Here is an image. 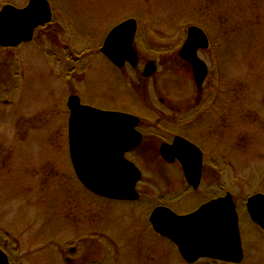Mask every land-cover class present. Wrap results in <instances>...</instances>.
<instances>
[{"label": "rangeland", "instance_id": "1", "mask_svg": "<svg viewBox=\"0 0 264 264\" xmlns=\"http://www.w3.org/2000/svg\"><path fill=\"white\" fill-rule=\"evenodd\" d=\"M27 2L0 0V8L4 4L22 8ZM48 2L52 20L36 28L31 41L0 47V243L12 264H191L147 227L157 196L148 194L159 192V178L170 184L166 198L176 196L181 201L186 197L184 210L194 207L193 201L207 191L229 189L246 245L247 256L240 264H264V233L243 209L246 196L264 192V0H211L214 4L204 18L199 16L198 0ZM129 17L137 20L139 57L145 61L168 58L167 63L176 66L183 64L177 51L185 40V29L201 20L205 25L200 27L210 38L203 58L210 67L209 77L227 83L229 99L223 98L222 111L229 119H223L220 111L203 123L181 127L208 153L204 184L189 195L192 201L179 185L181 175L148 148L133 156L143 165L141 185L148 188L147 193L141 187L139 201L98 199L72 175L67 97L76 94L94 107H140L136 87L117 83L115 70L95 53L106 33ZM85 54L89 67L82 76ZM158 71L157 84L152 85L149 78L154 91H148V96L156 89L164 94L165 83L180 87L179 96L190 94L189 80H179L160 67ZM130 73L136 86L145 83L141 69ZM208 182L214 187L208 188ZM194 264L215 262L200 259Z\"/></svg>", "mask_w": 264, "mask_h": 264}, {"label": "water", "instance_id": "2", "mask_svg": "<svg viewBox=\"0 0 264 264\" xmlns=\"http://www.w3.org/2000/svg\"><path fill=\"white\" fill-rule=\"evenodd\" d=\"M48 0H28L22 8L4 4L0 8V47H15L30 41L37 27L52 20ZM137 20L126 18L115 24L105 35L100 51L114 65L128 61L137 63L133 40ZM186 37L178 50L180 58L192 67L198 88L207 75V65L198 56V50L208 46L205 30L197 25L187 26ZM156 71L154 61L146 62L142 75ZM68 147L74 172L89 190L109 198L135 199L134 188L141 176L140 170L124 158V152L138 145L140 133L134 128L137 117L120 111L103 110L82 104L77 95H69ZM160 153L165 160L177 158L187 183L196 188L201 175V152L197 146L182 137L171 144H161ZM231 194L211 199L193 212L176 214L166 207H155L149 216L153 230L168 238L181 258L194 263L202 258L238 263L242 260V247L238 214ZM246 203L250 218L264 229V193L248 197ZM0 264H11L0 247Z\"/></svg>", "mask_w": 264, "mask_h": 264}, {"label": "flooded vegetation", "instance_id": "3", "mask_svg": "<svg viewBox=\"0 0 264 264\" xmlns=\"http://www.w3.org/2000/svg\"><path fill=\"white\" fill-rule=\"evenodd\" d=\"M136 36L134 37L133 40V47L135 49V45H136ZM210 38L208 37V41L209 44L206 48L204 49H199L198 50V55L199 57L204 60V56L207 53V49L210 46ZM104 41V39H103ZM102 41V44H103ZM102 44L99 46V48L95 51L96 54L103 56V58L106 60V62L108 63V65L115 70V72L117 73V83H123L126 85H131L132 87H136L137 90V95H139V100H138V106H140L138 109H131V110H118L112 107L109 108H102V107H98L100 109H104V110H112V111H120V112H125L128 114H132L133 116L137 117V125L135 126V129L140 133L139 136H141V140L138 143V145L133 146L131 149L127 150L124 152V157L127 161L134 163L140 170H141V178H139V180L137 181L136 185L134 188H136V191L138 193L137 198L135 199H115V198H109V197H105L102 195H99L91 190H89V188H87L80 180H78L71 160H70V154H69V147H68V117H69V111H68V115H67V150H68V155H69V163L72 169V175L76 178V180H78L79 185L89 191V193L91 195H94L95 197L101 198V200H110L113 202H117V203H125V204H129V203H133L136 201H139L140 199H142L141 197L143 196L142 191L143 189L148 193V188L143 184L141 185L143 182L142 180L144 179L143 177V173H142V169H143V165H141L140 163L138 164V162L134 159L133 156H135V154L137 152H141V149L144 150V148H148V149H152V151L156 154L155 156H157V159L162 162L163 164H165V166L171 170H174L176 173L181 175V181L179 183V185L182 188V192L184 194H186L185 196L189 197L190 194L198 191L201 187L202 184H204V166L206 165V163H208V153H206V150L204 148V146L199 143L200 141L198 139H192L190 138L186 133L185 130H181V127H185V126H191L192 123L194 122L196 124L198 123H203L206 119V117L209 118V116H214L216 114H219L220 111L223 113V119H225L226 117H229L227 115L226 112L222 111L225 109L226 107V103L223 101L224 99H229V97H226V94L228 93V89L226 84L227 83H223V82H219L216 76L214 77H209L210 76V67L209 65L206 63L207 65V75L204 78L201 87L198 88V86L196 85V82H194V78H193V74H192V67L191 65L185 61L184 59L180 58L183 61V64L181 65H171L168 64L167 61H170L167 59H163L162 60H154V59H149V60H142L137 52V63L135 66H132L128 61H125L123 63L122 66H117L114 65V63H112L105 55H103V53L100 51V47L102 46ZM88 54L82 55L81 57L83 58L84 63L81 65L80 67V71H81V75L82 76H86V70L89 67V61H88ZM80 57V58H81ZM150 60H154L156 63V71L155 73H152L151 75L144 77L142 75L143 72V68L146 64V62L150 61ZM158 67L164 69L165 71H169L171 72L176 78H178L179 80H189L191 82V91L189 95H187L186 97H182L179 96L181 89L180 87H174L173 85H171L170 83H165L166 85H164L165 87H163L164 89V94H159L160 89H156V92H154L153 96H148V91L152 94V90L154 91V89H151L149 86V78H151L152 81V85L157 84L156 79L159 77V71H158ZM141 69V73H140V77L141 80H145V83H140L139 85H135L136 83H134V80L132 78V75L130 73L131 72H135V70ZM120 71H122L123 73H120ZM188 81V82H189ZM149 86V87H148ZM108 89V88H107ZM166 93H169L170 95L173 96L177 95L178 100H175V96L174 97H168L165 95ZM159 94V95H158ZM83 103V102H82ZM96 107V106H95ZM68 110V109H67ZM221 119V120H223ZM229 128V126H227ZM206 134V133H204ZM175 137H182L184 139H186L187 141L191 142L192 144H194L195 146L198 147V149L200 150V154H201V175H200V181L199 184H197L198 186L196 188H193L192 186H190L185 177H184V172L182 169V166L180 165L181 163L179 162V160L177 158L173 159L172 161H167L165 160L160 153V147L161 144H171L174 140ZM214 148V145L211 147ZM143 159H145V162L147 161L146 156L143 157ZM156 179V178H154ZM148 181L151 182V185H154V187L156 186V183L148 178ZM142 182V183H141ZM214 183V182H212ZM146 184L149 186V183ZM157 184H160L162 186H158L159 189H157L156 194L154 193H149L148 195L150 196H156V202L151 205V208L149 210L148 216H147V227L149 229H151V231L158 235L161 236L159 233L155 232L151 226L150 220H149V216L151 211L158 206L161 207H166L170 210H172L174 213L176 214H187L190 212H193L195 209H197L201 204L203 205V203L214 199L216 197L219 196H223L225 195V193H230L233 199V204H235L236 209H237V204L234 198V195L230 192L229 189H224L223 192L222 190L219 193H212L210 191L206 192L205 196H201L199 198V200L197 201H193V203L195 204L194 207H192L191 209H182L183 204V200L186 199V197L184 199H182L181 201H179L176 196L175 197H167L166 198V194L165 191L170 190V184L168 182V180H162V178H159V182L157 180ZM215 184H211V182L207 183V187L208 188H212L214 187ZM140 186V187H139ZM141 187L143 189H141ZM213 191V190H212ZM258 193V192H256ZM253 193V194H256ZM260 193H264V192H260ZM251 194V195H253ZM248 195L244 198L243 200V209L245 208V213L246 216L248 217L249 221L251 223H253L257 229L264 233V229L261 228L257 223H255L249 216V214L247 213V209H246V203L247 199L249 196ZM191 196V195H190ZM192 197H189L188 199L190 201ZM187 199V200H188ZM173 205V206H172ZM175 205V206H174ZM238 212V210H237ZM238 218H239V214H238ZM240 231V228H239ZM162 238H164L165 240H167L172 246L173 248H175L176 246L168 239L165 238V236H163ZM240 240H241V247H242V260L238 263H233V262H226V261H221V260H216L212 259V258H204V259H209L212 262L216 263H221V264H240L242 263L245 258H246V254L245 253V249H246V245L242 240V236H241V232H240ZM177 250V248H175ZM76 248L75 246L71 247V252H75ZM178 252V251H177ZM195 263V262H194ZM192 263V264H194Z\"/></svg>", "mask_w": 264, "mask_h": 264}, {"label": "trees", "instance_id": "4", "mask_svg": "<svg viewBox=\"0 0 264 264\" xmlns=\"http://www.w3.org/2000/svg\"><path fill=\"white\" fill-rule=\"evenodd\" d=\"M213 2H211V0H198V5L200 6V11H199V16L201 17V18H204L209 12H210V4H212ZM214 4V3H213ZM216 5H217V3H216ZM217 7H218V5H217ZM204 14H205V16H204ZM200 19V18H199ZM197 22H200V23H198V26H204L205 24L203 23V22H201V20L199 21V20H197ZM204 25H203V24ZM1 235V234H0ZM2 238V236H0V239ZM2 244L0 243V246H1ZM1 248L3 249V250H5L6 251V253L8 254V251H7V249L5 248V247H3V246H1ZM10 261H11V259H10ZM12 263V262H11Z\"/></svg>", "mask_w": 264, "mask_h": 264}]
</instances>
